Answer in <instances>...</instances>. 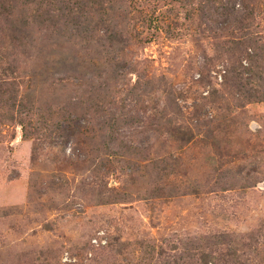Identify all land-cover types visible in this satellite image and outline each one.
Here are the masks:
<instances>
[{
    "label": "rangeland",
    "instance_id": "1",
    "mask_svg": "<svg viewBox=\"0 0 264 264\" xmlns=\"http://www.w3.org/2000/svg\"><path fill=\"white\" fill-rule=\"evenodd\" d=\"M44 1L0 13L26 22L0 32V264H264V100L244 69L224 82L235 33L201 34L195 11L155 31L165 8L124 0L110 46L36 20Z\"/></svg>",
    "mask_w": 264,
    "mask_h": 264
},
{
    "label": "trees",
    "instance_id": "2",
    "mask_svg": "<svg viewBox=\"0 0 264 264\" xmlns=\"http://www.w3.org/2000/svg\"><path fill=\"white\" fill-rule=\"evenodd\" d=\"M11 1L0 0L1 14L7 15L8 12L6 11ZM123 1L45 0L36 3L35 18L36 20L40 19L41 22H49V25H53V19L57 21L63 19L64 25L69 24L75 31L80 29L84 33H95L101 39H107V43L112 46L113 43L118 42L117 38L119 37L112 23L114 10L116 5ZM143 3H151L154 6L161 5L160 7L165 8L158 14H155L154 11L151 14H144L143 27L147 25L155 31H160L164 22L172 31L182 29L183 26H188L189 22L192 21L194 17L192 15L195 11L197 13L195 18L197 25L195 27L201 34L207 33L214 41H219L227 33L234 32V35H230L233 41L229 40V44L227 43L229 45L228 50L224 51L228 59H232L228 70L229 76L224 82L229 85L230 83L236 85L237 81L241 80L238 71L244 69L245 73H249V77L245 78L242 86L245 85L248 88L257 83V86L264 90L262 87V81H264L262 76L264 74V45L260 46L258 39L254 36L255 28H258L255 19L259 15V10H257L253 0H143ZM174 5L190 12H186L184 17L179 20L177 8L173 11L172 6ZM186 7L189 8L185 9ZM90 14L94 15L95 19ZM5 24H8L5 28L9 33L7 36L12 40L18 39V36L21 37L22 29L26 27V22L21 19L14 22L7 21ZM5 29L2 28L0 32H4ZM165 34L170 35L167 31ZM155 37L156 35L152 32L150 36L143 38V43L152 42ZM237 87L239 88V86ZM261 90L245 91L247 101H263L264 92Z\"/></svg>",
    "mask_w": 264,
    "mask_h": 264
}]
</instances>
